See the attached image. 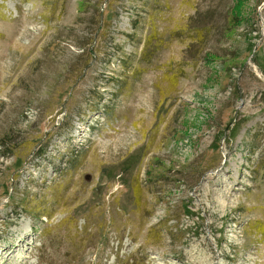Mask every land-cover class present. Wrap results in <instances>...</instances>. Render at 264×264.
Returning a JSON list of instances; mask_svg holds the SVG:
<instances>
[{
	"label": "rangeland",
	"instance_id": "obj_1",
	"mask_svg": "<svg viewBox=\"0 0 264 264\" xmlns=\"http://www.w3.org/2000/svg\"><path fill=\"white\" fill-rule=\"evenodd\" d=\"M0 264H264V0H0Z\"/></svg>",
	"mask_w": 264,
	"mask_h": 264
}]
</instances>
